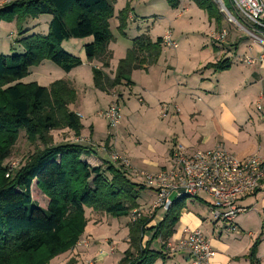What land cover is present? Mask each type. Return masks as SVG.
Masks as SVG:
<instances>
[{
    "label": "trees",
    "instance_id": "trees-1",
    "mask_svg": "<svg viewBox=\"0 0 264 264\" xmlns=\"http://www.w3.org/2000/svg\"><path fill=\"white\" fill-rule=\"evenodd\" d=\"M166 1L173 10L180 7V0ZM191 1L215 22L216 31L222 30L224 17L214 0ZM128 11L127 7L118 15L121 35H125ZM43 16L51 17L45 35L21 38L20 55H0V264H50L71 250L85 233L86 210L115 219L127 218L140 208L138 201L146 189L132 181L120 163L110 161L93 167L84 160L95 155L92 144L52 143L50 135L55 130L67 129L78 137L84 129L81 119L69 109L78 98L73 87L62 80L49 87L21 81L45 61L65 73L82 66L81 58L64 51L63 44L92 38L84 50L89 62L102 65L93 68L95 88L110 93L124 85L133 86L134 71L147 72L159 62L162 38H135L112 78L105 69L113 57L109 50L114 39L110 25L115 16L113 0H16L0 8V21L16 23L21 35L27 32L23 27L29 19ZM208 68L223 72L231 64L224 60ZM22 132L31 144L40 142L43 148L11 173L5 161ZM34 187L36 193L40 191L48 199L47 208L36 204ZM184 209V199L177 200L160 223L151 225L154 217L141 216L130 224L129 248L118 264L165 260V244L175 234ZM158 242L161 248L156 250ZM257 248L258 242L249 255L251 264H258Z\"/></svg>",
    "mask_w": 264,
    "mask_h": 264
},
{
    "label": "crops",
    "instance_id": "crops-1",
    "mask_svg": "<svg viewBox=\"0 0 264 264\" xmlns=\"http://www.w3.org/2000/svg\"><path fill=\"white\" fill-rule=\"evenodd\" d=\"M113 1L115 3V16L111 22L115 23L116 28L119 26V12L126 7H128L131 14L129 20L131 22L134 21L135 15L132 12L134 8L132 5L133 0ZM183 2H185V6ZM191 2V0H180V7L177 10H171V12L177 14V21L184 20L185 14L189 11H194L193 14L203 18L201 16L203 12L199 11L198 13L197 10L199 8L197 9L195 3L192 2L196 7L193 9L191 7ZM222 16L226 18L223 14ZM191 20L185 21V23L191 24ZM37 21V25L42 22L40 18L39 20L37 19ZM222 29L229 30V28L225 27L224 23ZM209 32L212 38V35L217 32L215 25L211 23L208 24L206 30L207 36ZM142 35H145V33ZM139 36L141 35H132L130 37L126 32L125 35L122 36L121 34L119 35V33L117 35L114 34V41L109 45V50L112 52L113 58L110 62V67L105 69V72L110 77L114 78L119 62L126 57L128 50L132 47L133 40ZM149 37L153 41L161 38V36L157 37V39H153L151 36ZM176 38L175 40L177 41ZM90 40L89 43L93 41L92 38H90ZM70 41H72V45L69 52L74 54L77 51L79 54L78 56L83 61V65L92 66L94 63L91 64L87 60L84 50V46L88 44V41ZM70 41L65 43H70ZM211 42L213 43L212 48H208L205 44L203 45V48L209 50L206 60L192 62L190 58L187 67L183 70L180 69L179 73L178 69L172 65H168L165 72L160 70L164 53L162 51L159 62L155 66L149 68L147 72L134 71L132 73L131 78L134 83L133 86L124 85L112 90L110 93H104L98 90V93H100L102 97L105 95V98L109 99L105 110L112 102L117 100H119V102L122 100V102L126 103V92L131 93L134 88L141 89L142 95L139 102L145 104L146 111L150 112L154 109H158L160 118L165 119L169 116L171 109L174 108L171 112L173 117L168 119L170 123L177 118L176 115L178 114L179 119L182 120L180 113L183 104L190 110L187 111V116L185 118L190 119L192 127H195L194 132H196V134L194 138L191 139V142H186L178 133L174 131L171 132L173 136L170 141H172L173 146L181 144L186 148L194 150H211L218 146H223L232 156L238 159H244L257 154L264 155V62L257 61L255 64H248L246 62L247 57L258 59L264 50L255 42L246 43L243 42V38L236 40L234 36L230 38L229 42H225L224 44H215L213 41ZM224 60H228L231 64V68L228 71L218 72L212 68H208V65H214ZM95 63L101 66L100 63ZM44 64L45 62L42 65ZM170 68L172 70H170ZM75 70L76 69L72 70L70 73H66V78H64L71 81L72 85L80 92V90L84 88L85 82L79 83L77 79L72 77ZM156 71H159L158 74ZM167 71L169 73L173 72V77L170 76ZM193 75H198V77H194ZM61 76L63 75L61 74L59 78H63ZM41 79L42 77L39 76L38 80L40 81ZM85 80L90 81L91 85H89L91 87L94 86L93 74L90 79L85 77ZM76 82L83 85V87L77 85ZM83 97H85L86 102L84 106H81V99H78L76 106L80 115L87 116L91 113L90 108L95 110L98 107V96L88 100L87 93H85ZM197 97L199 100H201L199 97L205 100L200 107H196L195 105L197 104H194ZM177 102H179L180 105H178ZM128 103H130V101H128ZM168 105L171 106L170 111L163 115V109ZM176 106L179 112L175 110ZM97 112L98 110L96 113ZM86 123L82 122L84 126L83 134L90 135L97 141L99 138V142L104 143L102 139L107 135L105 127L93 122V120L87 121ZM119 134L120 133H117L115 142H111L113 152L117 151L130 158L132 163L138 168L145 169V166H154L156 171L166 166L162 165L161 162H145V154L140 147L141 143L139 141H137V143L135 141L134 144L132 142L119 143ZM195 142H197V147L193 148L192 146H196V144L192 143ZM84 160L93 167H99L102 166L104 162H110V157L107 153L97 148L95 155L86 156ZM142 195L145 196V193L141 194L139 203L141 209L145 210V203L142 201ZM195 199H199L198 201L200 203L207 205L210 213L209 217L206 218L202 216L200 212H190L186 207L175 228V234L169 241L176 242L180 238H184L186 230L202 231L211 247L216 252V256L212 258L208 264H251L249 255L253 246L258 242L256 257L258 259V264H264V189L258 190L254 194L247 195L240 199L239 204L247 208L248 211L239 215L235 220L234 224L237 227L235 231H230L227 223L216 221L212 218L210 199L208 201L202 198ZM162 220L163 218H161V221ZM119 231L120 230H114V235L118 234ZM85 235L92 237L94 242L100 241L99 237L92 236V232ZM127 235H129V233ZM127 239L128 236L126 240ZM120 247L122 248V252H125L129 248V245L125 243L121 244ZM104 252L107 251H101V249H99V253ZM96 257L97 256H94V258ZM122 258L123 256L119 258L115 256V258L110 257V260L113 259L115 261L114 264H118ZM155 264H190V257L185 251L174 254L168 253L165 260H158Z\"/></svg>",
    "mask_w": 264,
    "mask_h": 264
},
{
    "label": "rangeland",
    "instance_id": "rangeland-1",
    "mask_svg": "<svg viewBox=\"0 0 264 264\" xmlns=\"http://www.w3.org/2000/svg\"><path fill=\"white\" fill-rule=\"evenodd\" d=\"M14 1L16 0H0V8ZM185 2H183L184 6H185ZM214 3L216 4V7L219 9V11H221L220 5L215 0ZM132 5L134 7L132 10V12L135 15L133 19L134 21L131 22L129 20V18L131 17L129 10L127 16L128 19L127 28L125 31L126 33H128V35H130V37L132 35L133 36L142 35L145 33V35H149L153 39H157V37L159 36H161L162 38L166 32L167 33L170 32L173 38L177 37L176 39L179 44L178 49H173L163 46L164 53L161 61L162 63L160 65L161 71L165 72L168 68L167 66L172 65L173 67L178 69V73H179L180 69L183 70L185 69V67H187L188 60L190 58L192 59V62L202 61L207 59V52L209 50L203 48V45L205 44L206 46H208V48L209 47L212 48L213 46V43L211 42L212 41L210 34L211 31L209 32L208 36L206 35L207 26L209 23H211L216 27V24L214 21H211L209 19L206 12L198 9L197 7L198 10L197 9L196 10L198 13L199 11L203 12L201 13V16L203 18H200L196 14H193L194 11H189L188 13L185 14L184 20L177 21L176 19L177 14L171 12L172 9L167 4L166 0H133ZM226 5H228L227 2ZM191 7L193 9L196 8L192 2H191ZM40 20L42 22L39 25H37L38 24L37 20L29 19L23 27V31L24 32L27 31L25 35H21L19 33L16 23H4L0 21V55L1 54L10 55V56L16 54L20 55L22 54V47L18 44V41L21 38L30 35H38V34L45 35L48 32V25L51 20V17L43 16L40 18ZM190 20H191V24L185 23V21H190ZM223 23L225 27L229 28V30H227L228 36L225 39H223V41L220 44L229 42L232 36H234L236 40H239V38H243V42L246 43L254 42V40L251 39L246 33L242 32L235 23H229L227 18H224ZM110 25H111V32L113 34V37L114 34L116 35L118 33L119 35L121 34L119 32L120 21H119V26L117 28L115 27L114 22L110 21ZM81 41L82 42L88 41L89 43L91 40L89 38L88 40L84 39ZM71 42L72 41H70V43L67 44L64 43L63 45L64 51L69 53V50L72 45ZM74 55L78 56L79 54L76 51ZM95 62H90L91 64L94 63L92 66L82 65L76 68L75 72L73 73L72 77L77 79V82L79 83L85 82L84 88H82L80 92H78L79 90L72 85L71 81L65 79L66 73L49 61H45V64L42 66L40 65L39 67L32 68L29 76L23 79L21 83L28 84V83L36 82L41 86L42 85L46 86L48 83L52 82L47 86L49 87L51 84H53L56 81H60V80L65 81L71 87H73L78 93L77 101L78 99L79 100L81 99L80 100L81 106H84V103H86L85 97H83L85 93H87L88 100L94 99L96 96H98V100H97L98 107L96 108L98 110L97 113H96L97 111L96 109L94 110L93 108H90L91 113L87 116L86 115L82 116L78 113V108L76 106L77 103L71 105L69 109L70 111L74 112L81 119L82 122L86 123L87 121L93 120V122L105 127L107 135H105V138L102 139L104 140V143L99 142V138L97 141L94 140L90 135H86V134L84 135L83 131L80 136L76 137L72 131L67 129L53 131L50 135L51 141L54 145L71 143V142L92 144L96 149L98 148L99 150L100 149L104 150L107 153V155H109L111 162H117V163H120L122 161L126 162L128 166L121 164L119 165L123 167V169L127 173V176H129L132 179V181H134L135 183L140 184L146 188L145 192H142L145 193V196H143L144 194L142 195L143 196L142 201L145 203V210L141 209V205H140V208L137 210L138 212H133L129 217L120 218V219H115L102 212L97 213L91 210H86V218L88 220V224L85 233L80 237L78 243L71 250L58 256L50 264H114L115 261L113 259L110 260V257L111 258L112 257L115 258V256H117L118 258L122 257L124 252H122V248L120 246L121 244H125L129 242V239L126 240V238L127 236L129 237V235L127 234L129 233L130 230V224L140 219L141 216L142 217L147 216L151 218L154 217L151 224L156 225L161 222V218H164L166 214V212L161 208H159L158 205L156 204L157 202L155 196L156 193L154 192L153 189H150V187L147 186V184L145 183V178H147L145 177V175L156 176L161 170L163 169L166 170L167 167L170 165L169 156L171 150L174 147L172 141H170L173 136L171 135V132L174 131L178 133V135H180V137L186 142L187 141L191 142V139L194 138L196 134V132H194L195 127H192L190 119L185 118L187 116V111L189 110L187 106H185L184 104L182 105V110L180 113L182 120L179 119V114H178L176 115L177 118L170 123L168 122V119L173 117V114L171 112L174 110V108L171 109V112L168 117H166L165 119H161L160 112L158 109H154L150 112L145 110L146 108L145 104L139 102V99L142 95L141 89H135V88L133 89V91L131 90L132 91L131 93L126 92V98H127L126 103L122 102V100L121 102L117 100L109 105L111 106L113 104H116L119 106L121 111L120 122L116 126H111L108 123V121L105 120L104 117L100 115L109 108L108 106V108L105 110L109 99L105 98V95H103L102 97V95L98 93L99 92L98 89H96L95 86L91 87L90 81L85 80V77H87V79L91 78L93 74V68H97V69L102 68L101 67L102 65L99 66ZM170 70L172 69L170 68ZM156 72L158 74L159 71ZM61 74L63 75L61 76L63 78H59ZM169 75L173 77V72H170ZM39 76L42 77L40 81L38 80ZM193 76L198 77V75H193ZM77 82H76L77 85L83 87V85H80ZM199 98H201V100H199L197 97L196 101L194 102V104L195 103L197 104L195 105L196 107L202 106L203 102L205 101L204 98L202 97ZM128 101H130V103H128ZM177 104L180 105L179 102H177ZM168 107L171 106L168 105L167 107H164V109ZM175 110L179 112L177 106L175 107ZM116 132L120 133L118 139L119 143L132 142L134 144L135 141L136 143L137 141L141 143L140 147L143 149V152L145 154V162H161L162 165H166V166L156 171L154 166H150V167L145 166V169L138 168L132 163L130 158L126 157L125 155H122L117 151L113 152V148H112L113 146L111 145V142H115V139L117 137ZM192 144H196V146H192L193 148L197 147V142ZM41 148H43V146L40 142L31 144L27 140L25 133L22 132L18 142L13 147L11 157L5 161V166L8 167L11 173L12 172L14 173L15 170H17L22 165H24V163L31 154H33L34 152H36V150ZM184 148L191 151H195L194 149H189L186 148L185 146ZM196 150H203V149H196ZM113 157H117V158L119 157L120 160L115 161ZM8 175L10 176V174ZM36 189L39 191L37 187ZM39 193L38 192L36 193L34 187L33 198L36 204L42 208H47L48 199L42 193H40L41 195H39ZM200 198H202L205 201L209 200V197L206 196L205 194H201ZM198 200L199 199H195V198H185L184 203L186 204V207L190 212H200L202 216L206 218L209 217L210 215L209 208L207 207L206 204L200 203ZM114 230L115 231L120 230V231L118 232V234L114 235L113 233ZM87 232L88 233L92 232V236L99 237L100 241L94 242L92 237H88L85 235L88 234ZM154 248L156 250L160 249L161 248L160 242L155 243ZM99 249H101V251L106 250L107 252L99 253ZM166 251L168 250L166 249L165 253ZM94 256L97 257L94 258Z\"/></svg>",
    "mask_w": 264,
    "mask_h": 264
},
{
    "label": "built area",
    "instance_id": "built-area-1",
    "mask_svg": "<svg viewBox=\"0 0 264 264\" xmlns=\"http://www.w3.org/2000/svg\"><path fill=\"white\" fill-rule=\"evenodd\" d=\"M215 1L229 23H235L242 32L264 48V0ZM227 36V30L222 29L212 35L211 39L215 44H220ZM162 45L173 49H178L179 46L170 32L162 37ZM257 61L264 62V52L258 59L246 58L248 64H255ZM169 111L170 107L165 108L163 115ZM100 115L111 126H116L121 119V111L116 104L109 106ZM113 159L120 160L119 157ZM120 164L127 165L123 161ZM145 177L147 186L156 193V204L165 212L177 200L200 198L201 194H205L211 200L212 218L227 223L228 229L235 231V220L248 211L239 204L240 199L264 189V155L238 159L223 146L191 151L177 144L171 152L167 169L161 170L156 176ZM165 246L169 254L187 252L190 264H208L216 256L215 250L200 230H186L184 238L176 242L169 241Z\"/></svg>",
    "mask_w": 264,
    "mask_h": 264
}]
</instances>
